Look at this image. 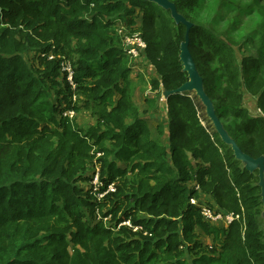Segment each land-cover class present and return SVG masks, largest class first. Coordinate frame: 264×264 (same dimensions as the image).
<instances>
[{"label": "trees", "instance_id": "1", "mask_svg": "<svg viewBox=\"0 0 264 264\" xmlns=\"http://www.w3.org/2000/svg\"><path fill=\"white\" fill-rule=\"evenodd\" d=\"M170 1L193 24L190 51L225 129L243 152L264 156V0L247 1L260 21L242 42L190 17L206 0ZM220 1L242 9L243 1ZM121 26L146 41L161 77L154 91L189 81L180 61L187 27L156 3L0 0V264H264L258 172L202 124L195 93L170 96L169 136L159 124L155 138L133 98ZM244 46L252 50L238 56ZM247 94L259 115L244 106ZM223 107L235 124L224 122ZM69 111L93 125L85 129ZM97 174L98 194L107 193L100 201L81 184ZM203 205L240 220L212 225ZM127 220L141 229L122 226Z\"/></svg>", "mask_w": 264, "mask_h": 264}, {"label": "rangeland", "instance_id": "2", "mask_svg": "<svg viewBox=\"0 0 264 264\" xmlns=\"http://www.w3.org/2000/svg\"><path fill=\"white\" fill-rule=\"evenodd\" d=\"M236 1H243L241 5L242 6L241 10L238 7L228 4V2L222 3L220 0H206V3L204 5L200 7L197 6L196 8L189 10L188 13L190 17L193 18L194 20L199 22H204L205 24L209 25L211 28H214L216 31L222 34L224 38L228 40L232 39L236 42H242L246 37L251 36L253 34L254 27L259 23L260 17L257 11L249 6V3L247 2L249 0H236ZM224 5H227V7H223ZM237 17L240 19L241 22L239 24H234ZM124 31H125V27L121 26L118 28V33L122 38H124L123 35ZM122 46H123V41H122ZM243 48L244 50H238L236 47V54L238 56L242 55L245 51L249 52L250 50H252V49H248L246 46H244ZM127 57L129 58V66L132 68L130 81L133 86V91H132L133 98L137 96H141L139 102L137 103L135 102L139 115L157 133L158 131L156 130V127L159 124L164 125L165 134L167 131L169 136L168 126H169V118L171 117L170 111L171 109L172 111L174 110V104L170 103L169 99L165 97L164 91L167 90L163 89L162 86H161L162 88L160 87L161 88L160 91L153 90L152 81L154 79L161 80L160 75L157 73L156 69L154 70V68L151 66L150 61L146 57V54L141 55V57L137 59H132L128 55ZM26 59L28 60L30 65H33V67L40 66V60L38 58L35 59L34 53L27 54ZM138 69L141 70L138 71ZM250 96H251L250 94H247V96H245V98L243 99L244 106L248 107L250 114L252 115L258 114L257 113L258 111L256 109L257 106L255 103V99H253ZM119 98L120 96L116 97L117 100ZM147 98H154L157 101L156 107L154 109H152L149 106L148 102L146 101ZM193 98H197V101L201 104L200 105L201 108L198 110L202 124L208 129H210L212 126L213 129V125L209 120V118L207 117L206 109L201 103L200 99L197 97L196 94L193 95ZM221 112L224 115L223 120L227 125L231 126L232 124L236 123V120L233 119L229 120L225 116L224 107L221 109ZM173 116L175 117L174 113ZM74 119H77L78 122H80L82 127H84L85 129H88L93 125L91 120H89V118L87 117H83L82 114L76 115ZM79 119H81L82 122ZM128 122L133 123V121L130 120ZM155 138L156 139L159 138V133L158 135L157 134L155 135ZM163 138L164 137H161V139ZM167 142L169 145L170 144L169 137ZM93 168L94 170L92 172L99 171V166L95 163ZM91 179H93L92 182L90 184H87V186L85 183H81V184H84L85 187H88V185H90L89 188L92 189L93 192L97 194V192L100 190L101 187V179L96 180V177L92 178V176ZM94 197L97 198V200L99 201L103 200V198H100V195H95ZM103 209L106 210L105 208ZM108 219L109 218H104L103 220L105 223H107L109 221ZM97 220L99 222L102 221L100 216L97 217ZM200 236L202 237L203 235ZM205 241L207 243L210 242L209 239H206Z\"/></svg>", "mask_w": 264, "mask_h": 264}, {"label": "water", "instance_id": "3", "mask_svg": "<svg viewBox=\"0 0 264 264\" xmlns=\"http://www.w3.org/2000/svg\"><path fill=\"white\" fill-rule=\"evenodd\" d=\"M146 2H153L162 7L165 10L172 12V17L177 24H183L187 27L185 41L182 42L180 48V61L183 64V71L188 74L189 81L183 84L180 88L173 91H164V95L167 99L174 94L183 93H195L200 99L201 103L206 109L207 117L212 122L216 132L219 134L221 140L228 146L231 147L234 152L235 158L242 162L245 169L249 173L258 172L260 178L261 196L264 210V156L259 158H253L252 156L243 152L239 147L238 143L230 136L228 131L221 119L218 117L215 106L211 98L207 95L204 87V79L198 71L197 65L194 61L192 53L190 51L191 37L190 32L192 30L193 24L189 22L182 14L177 10L176 5L170 0H143ZM264 218V211H263Z\"/></svg>", "mask_w": 264, "mask_h": 264}, {"label": "built area", "instance_id": "4", "mask_svg": "<svg viewBox=\"0 0 264 264\" xmlns=\"http://www.w3.org/2000/svg\"><path fill=\"white\" fill-rule=\"evenodd\" d=\"M123 47H124L125 53L132 59H137L141 57V55L146 54V50H147L146 41L138 33L133 34V35H124ZM62 71L65 75H67L68 81L75 88L74 83H73L74 70L69 61L64 60L62 62ZM74 100H76V98H74ZM66 115H68L70 119H73L75 117V112L69 111L66 113ZM94 177H96V180H100L99 174L95 175ZM101 188H102V182H101L100 190ZM100 190L97 192V194L100 192ZM114 191H115L114 186H110L108 189V192H114ZM106 194L107 193L98 194V195H100V198H104ZM191 203L192 205H196V199L195 198L192 199ZM199 210H200V214L204 221L211 223L212 225L221 226L224 228H228L235 221L240 220V215L238 214H235L232 212L220 211L208 205L200 206ZM121 225L132 228L134 232L141 229L139 227H134L130 220L123 222Z\"/></svg>", "mask_w": 264, "mask_h": 264}, {"label": "crops", "instance_id": "5", "mask_svg": "<svg viewBox=\"0 0 264 264\" xmlns=\"http://www.w3.org/2000/svg\"><path fill=\"white\" fill-rule=\"evenodd\" d=\"M139 70H141V69H138V71ZM139 99H141V96H137V97H135L134 98V100H135V102L137 103V102H139ZM157 99V98H156ZM157 102V101H156ZM156 107V103H155V105H154V107L152 108V109H154ZM154 112V111H153ZM83 117H87V116H83ZM88 118V117H87ZM89 120H91V122L93 123L94 121L92 120V118L91 117H89ZM151 127V126H150ZM166 134L168 135V132L166 131ZM201 203V202H200Z\"/></svg>", "mask_w": 264, "mask_h": 264}, {"label": "bare ground", "instance_id": "6", "mask_svg": "<svg viewBox=\"0 0 264 264\" xmlns=\"http://www.w3.org/2000/svg\"><path fill=\"white\" fill-rule=\"evenodd\" d=\"M196 205H197V201H196Z\"/></svg>", "mask_w": 264, "mask_h": 264}]
</instances>
